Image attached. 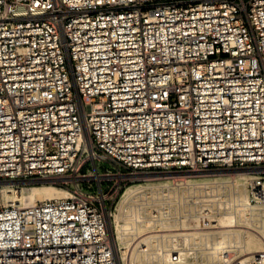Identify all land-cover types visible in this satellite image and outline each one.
Masks as SVG:
<instances>
[{"label": "built area", "instance_id": "1", "mask_svg": "<svg viewBox=\"0 0 264 264\" xmlns=\"http://www.w3.org/2000/svg\"><path fill=\"white\" fill-rule=\"evenodd\" d=\"M222 169L263 212L264 0H0V182L68 192L0 207V264H116L127 187Z\"/></svg>", "mask_w": 264, "mask_h": 264}, {"label": "bare ground", "instance_id": "2", "mask_svg": "<svg viewBox=\"0 0 264 264\" xmlns=\"http://www.w3.org/2000/svg\"><path fill=\"white\" fill-rule=\"evenodd\" d=\"M255 176L254 172L248 170L232 169L178 175L144 176L142 178L143 184L129 186L120 195L116 211L112 213L107 225L108 237L112 243L116 264H121L118 254H121L122 260L126 257L127 251H130L128 258L131 264H182V256H185V253L181 249L173 248L162 250L163 252L159 250L160 248L164 249L168 241H175L177 244L172 245V247H176L180 241L185 243L187 239L190 242L196 239L201 243L205 242L206 248L199 253L200 264H221L237 257L240 259L238 261L247 263L253 254L264 251V211L249 207L245 193L248 181ZM172 180L174 183L180 182V186L185 183L190 191L197 194L196 197H199L203 190L214 193L215 190L220 191L227 188L229 201L226 205L230 208L220 212L214 207V201L203 200L193 203L190 210L193 208L195 210L193 209L189 213L185 212L192 218V224L189 225L193 227H191L192 232L156 234L155 229L168 228L169 222L167 220L171 216V208L164 209L163 212L154 211L152 216L148 217V221L144 217L145 215L143 216L146 211L143 207L145 205L142 203V206L136 205V203L142 202L141 197L149 190L151 197L163 196L165 192L171 190L169 183ZM47 181L50 183L47 184ZM154 181H163V183L157 185L152 183ZM14 183L16 182H0L2 185L0 187V202L3 206L16 205L22 207L39 201L68 197V192L62 188H56L51 184L53 183L51 180H41L40 184L33 181L32 183L35 184L24 188H14L12 186ZM180 186L178 185V187ZM162 218L166 219L165 223H158ZM148 229L150 231L146 232ZM145 232L149 235L143 237ZM135 237H138L137 240L140 237L143 238L137 244L135 243L136 245H133L134 247L130 250L132 247L130 242ZM165 242L167 243L165 244Z\"/></svg>", "mask_w": 264, "mask_h": 264}, {"label": "rangeland", "instance_id": "3", "mask_svg": "<svg viewBox=\"0 0 264 264\" xmlns=\"http://www.w3.org/2000/svg\"><path fill=\"white\" fill-rule=\"evenodd\" d=\"M218 171H222V170H218ZM161 182L163 183V181H154L152 183H155V184L158 185ZM46 183L49 184L50 182L48 183V181H47ZM31 184H35V183H32V182H17V183L12 184V186L14 188H17V187L18 188H24V187L29 186ZM36 184H40V181H37ZM51 184L54 185V183H51ZM139 184H143V182L141 181V182L135 183L134 185H139ZM134 185L132 184V186H134ZM178 185L180 186V182H175L174 183L173 180H172L169 183V186H170L169 188L171 190L165 192L163 196L161 195V197H157V198H156V196L155 197H151V193H150V190H149L143 195V197H141V199L143 201L142 202L140 201L139 203H136V205L137 204L141 205V203L145 205L143 207H144V209H146L147 212L145 211L143 213V216L145 215L144 217H146L148 221H149V218L152 216L154 211H157V210L159 211L160 210V211L163 212L164 209H167L169 207L171 208V216H170L169 220H167L169 222L167 224V225H169L168 228L155 229L154 231L156 232V234H167V233H171V234H177L178 233V234H181L182 232L183 233L192 232V228L193 227L189 226L190 224H192V218L190 217L189 214H185V212L189 213V211L194 209L193 208V209L190 210V208L192 207L193 203L201 202L203 200L212 201V202L214 201L215 202V203L213 202L214 207H216V209H218V211H220V212H224L228 208H230L228 205H226L227 201H229V198L227 196V195H229L228 194L229 190L227 191V188L226 189H222L220 191L215 190L214 193H211L210 191L205 192L206 190H203V192L200 193L201 195H199V197H196L197 194L194 193L193 191H190L187 188L188 186H185V183H182L180 187H178ZM1 186L2 185H0V187ZM56 188H59V187H56ZM209 199H211V200H209ZM118 202H119V200L117 201V204H118ZM117 204H116V207H117ZM2 206H3V204H2V202H0V207H2ZM116 207H115L113 213H115ZM165 221H166V219L162 218L160 221H158V223H165ZM186 227H187V229H186ZM188 228H189V230H188ZM241 228L243 229V227H241ZM241 228H239V229H241ZM149 231H150V229L146 230V232H149ZM198 231H200V230H198ZM205 231H210V230H205ZM147 235H149V234L146 233L145 235H143V237L147 236ZM143 237H140L138 240H137L138 237H135L133 240H131L130 246L132 245V247H130V250ZM181 242L182 241H180L178 243V246H176V247H172V245L177 244L175 241H170V242L168 241V243H170L169 245H168L167 242H165V244L167 243L165 245V248L164 249L160 248L159 251L163 252L162 250H169V249H173V248L174 249L175 248L181 249V251L183 253H185V256H182V260H181L182 264H200L199 253L202 251V249L206 248V245H204L205 242L201 243V242H199L198 239L191 240V242H190V240L187 239V241L185 243H183V242L181 243ZM209 242L211 243L212 241H209ZM129 254H130V251H127L126 257H124V259L121 260V254L119 253L118 254V258H120V260L118 259L119 263H121V264H131L129 262V258H128ZM235 259L240 260L238 257L235 258Z\"/></svg>", "mask_w": 264, "mask_h": 264}]
</instances>
